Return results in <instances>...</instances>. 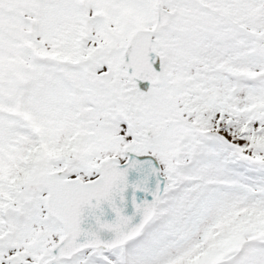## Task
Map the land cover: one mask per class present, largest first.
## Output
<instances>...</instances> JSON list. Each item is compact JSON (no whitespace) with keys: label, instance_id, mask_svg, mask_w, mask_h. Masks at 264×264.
I'll list each match as a JSON object with an SVG mask.
<instances>
[{"label":"snow or ice","instance_id":"obj_1","mask_svg":"<svg viewBox=\"0 0 264 264\" xmlns=\"http://www.w3.org/2000/svg\"><path fill=\"white\" fill-rule=\"evenodd\" d=\"M0 264H264V0H0Z\"/></svg>","mask_w":264,"mask_h":264}]
</instances>
